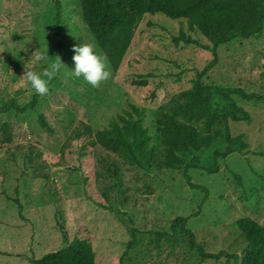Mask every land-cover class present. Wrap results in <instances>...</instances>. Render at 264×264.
I'll return each mask as SVG.
<instances>
[{"label": "rangeland", "instance_id": "obj_1", "mask_svg": "<svg viewBox=\"0 0 264 264\" xmlns=\"http://www.w3.org/2000/svg\"><path fill=\"white\" fill-rule=\"evenodd\" d=\"M59 1L63 69L51 79L47 95L37 94L33 109L0 113V122L13 125L11 142L0 130V264H34L31 258L62 248L75 237L92 244L96 264H234L225 255L201 259L179 217H187L186 227L208 251L243 256L246 242L235 221L251 216L264 223V98L236 96L251 118L231 121L230 131L246 140V153L220 160L216 173L189 169L193 183L208 188L204 199L206 192L188 185L182 167L162 161L156 120L180 91L193 86L197 71L213 57L203 46L174 37L184 33L201 43L207 38L185 18L146 13L117 72L92 87L70 75L72 46L91 41L103 53L83 20L79 0ZM55 14V0H0V101L13 98L23 104L36 94L21 76L44 67L30 59L35 50L47 45L50 56L60 54L50 31ZM202 80L264 95V30L221 44L218 62ZM131 104L143 109L142 123L157 155L144 159L143 166L128 165L116 153L92 144L86 128L108 127ZM40 114L53 133L40 126ZM225 146L221 140L184 156L188 161L197 156L208 165L214 150ZM101 154L106 156L103 162L98 160ZM108 162L118 167V180L102 169ZM131 227L135 242L125 254Z\"/></svg>", "mask_w": 264, "mask_h": 264}, {"label": "trees", "instance_id": "obj_2", "mask_svg": "<svg viewBox=\"0 0 264 264\" xmlns=\"http://www.w3.org/2000/svg\"><path fill=\"white\" fill-rule=\"evenodd\" d=\"M56 1L55 22L50 29L60 50L59 57L65 61L64 41L57 28L62 23V3ZM83 20L90 29L97 46L110 68V73L119 69L122 60L131 46L136 29L146 13L160 12L170 18H185L188 26L203 34L207 41L201 43L193 37L181 33L175 36L176 42L196 43L211 51L212 59L197 71L193 86L178 93L177 99L168 111L161 112L156 120L160 129L162 148L160 156L167 166H180L183 176L192 188L206 192L208 188L193 183L190 168H200L209 173L220 169V160L238 152L248 151V143L241 134L233 135L231 121L249 120L250 112L240 106L236 96L246 99L264 98L257 92H248L241 86H224L205 83V73L218 62V47L236 38H248L264 30V0H79ZM146 80L141 84H146ZM221 103L217 104L215 99ZM38 101L35 94L29 102L20 103L13 98L0 101V113H18L33 109ZM143 109L131 104L129 109L118 114V119L102 129L93 131L87 126L91 143L116 153L128 165H144V159L157 157L156 150L150 145L151 135L142 123ZM40 126L49 133L54 128L44 114L39 115ZM0 130L7 142L13 140V125L8 121L0 122ZM224 140L226 146L213 152L211 164H203L197 156L188 161L184 153H194ZM106 156L99 155V162ZM106 174L116 180L118 167L111 163L102 165ZM203 199V200H204ZM181 228L190 234V246L195 248L201 259H219L224 255L234 264H264V223L251 216L238 218L235 223L246 244L243 256L238 253L208 251L196 241L195 233L186 227L187 217L180 216ZM132 239L129 240L125 254L135 242L136 229L131 227ZM34 264H96L92 244L83 238L75 237L62 248L49 251L38 258H31Z\"/></svg>", "mask_w": 264, "mask_h": 264}, {"label": "clouds", "instance_id": "obj_3", "mask_svg": "<svg viewBox=\"0 0 264 264\" xmlns=\"http://www.w3.org/2000/svg\"><path fill=\"white\" fill-rule=\"evenodd\" d=\"M72 60L74 66L69 68L70 75L80 77L92 87H97L101 82L107 80L110 76V68L104 56L98 52L96 45L89 41L74 44ZM49 57H54L49 59ZM30 59L41 62L44 67L37 70H27L21 76L30 82L31 88L38 95L44 96L49 93L51 79L59 73L63 67L59 55H49L48 46L42 51L35 50ZM69 73H66V75Z\"/></svg>", "mask_w": 264, "mask_h": 264}]
</instances>
